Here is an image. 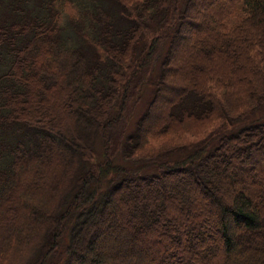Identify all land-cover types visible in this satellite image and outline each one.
<instances>
[{"label":"trees","instance_id":"1","mask_svg":"<svg viewBox=\"0 0 264 264\" xmlns=\"http://www.w3.org/2000/svg\"><path fill=\"white\" fill-rule=\"evenodd\" d=\"M0 264H264V0H0Z\"/></svg>","mask_w":264,"mask_h":264},{"label":"rangeland","instance_id":"2","mask_svg":"<svg viewBox=\"0 0 264 264\" xmlns=\"http://www.w3.org/2000/svg\"><path fill=\"white\" fill-rule=\"evenodd\" d=\"M149 97H151V94L146 92L145 95H144V98L148 101ZM143 104H144V100H143ZM137 106H139V107L135 108V110H137L136 113L140 112V111H142L144 109V106L142 105V101Z\"/></svg>","mask_w":264,"mask_h":264}]
</instances>
